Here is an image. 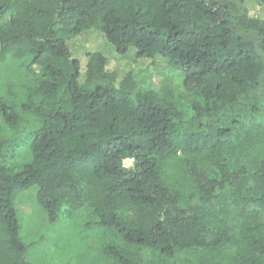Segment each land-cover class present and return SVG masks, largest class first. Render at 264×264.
<instances>
[{
	"label": "trees",
	"instance_id": "obj_1",
	"mask_svg": "<svg viewBox=\"0 0 264 264\" xmlns=\"http://www.w3.org/2000/svg\"><path fill=\"white\" fill-rule=\"evenodd\" d=\"M253 3L0 0V264H31L34 186L52 227L80 228L78 264H264ZM134 67L163 80L143 91Z\"/></svg>",
	"mask_w": 264,
	"mask_h": 264
},
{
	"label": "rangeland",
	"instance_id": "obj_2",
	"mask_svg": "<svg viewBox=\"0 0 264 264\" xmlns=\"http://www.w3.org/2000/svg\"><path fill=\"white\" fill-rule=\"evenodd\" d=\"M248 8L251 16L264 17V8L260 3L250 4ZM116 64L114 60L111 62L113 68ZM128 65V63L124 64V68H127ZM133 70L139 88L143 91L151 86H157L163 80V77L153 69L149 71L134 67ZM21 151L25 152L24 145H21ZM124 164L130 168L132 160H126ZM37 193V186L30 188L21 195L16 204L17 216L21 225V237L24 243L35 244L33 248L29 249V262L31 264H78L76 261L79 260L81 251L75 260L71 261V258L78 253V247L83 245L78 234L80 228L76 229L73 226L65 228L59 225L52 227L44 210L37 203ZM55 243L58 244V248L52 250L50 244Z\"/></svg>",
	"mask_w": 264,
	"mask_h": 264
}]
</instances>
